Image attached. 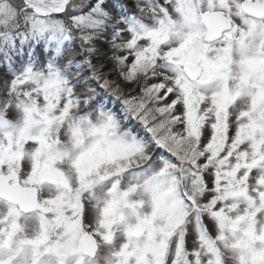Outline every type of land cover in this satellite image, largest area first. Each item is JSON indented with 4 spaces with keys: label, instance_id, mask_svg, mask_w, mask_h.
I'll list each match as a JSON object with an SVG mask.
<instances>
[{
    "label": "snow or ice",
    "instance_id": "obj_1",
    "mask_svg": "<svg viewBox=\"0 0 264 264\" xmlns=\"http://www.w3.org/2000/svg\"><path fill=\"white\" fill-rule=\"evenodd\" d=\"M0 264H264V0H0Z\"/></svg>",
    "mask_w": 264,
    "mask_h": 264
}]
</instances>
